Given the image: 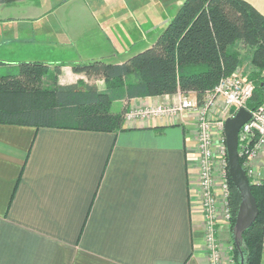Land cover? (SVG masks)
Here are the masks:
<instances>
[{
    "label": "crops",
    "instance_id": "1",
    "mask_svg": "<svg viewBox=\"0 0 264 264\" xmlns=\"http://www.w3.org/2000/svg\"><path fill=\"white\" fill-rule=\"evenodd\" d=\"M135 1L0 4L1 69L45 62L61 67V85L83 81L103 88L102 78L73 71L103 61L100 51L92 53L94 40L82 36L93 22L100 28L112 24L108 29L119 33L132 10L126 4ZM185 1L147 0L154 17L131 24L140 35L126 36L125 28L120 34L152 46ZM101 31L105 35L106 27ZM180 96L136 99L130 107L172 105ZM125 104L116 102L117 112ZM125 128L111 134L0 125V264H210L195 116L182 113ZM223 227L219 241L230 236Z\"/></svg>",
    "mask_w": 264,
    "mask_h": 264
},
{
    "label": "trees",
    "instance_id": "2",
    "mask_svg": "<svg viewBox=\"0 0 264 264\" xmlns=\"http://www.w3.org/2000/svg\"><path fill=\"white\" fill-rule=\"evenodd\" d=\"M22 0H0L10 6ZM251 50L249 75L255 89L246 109L257 110L264 98V15L245 0H186L154 44L122 64L101 60L76 65V74L103 79V88L79 81L61 85V67L45 62L0 65V125L118 134L126 131L130 102L181 94L198 101L236 73L242 59L235 50ZM125 101L122 111H113ZM242 166L244 161L240 158ZM229 169V167H228ZM230 235L234 264H262L264 184L252 185L259 216L235 241L240 195L229 176Z\"/></svg>",
    "mask_w": 264,
    "mask_h": 264
},
{
    "label": "built area",
    "instance_id": "3",
    "mask_svg": "<svg viewBox=\"0 0 264 264\" xmlns=\"http://www.w3.org/2000/svg\"><path fill=\"white\" fill-rule=\"evenodd\" d=\"M254 89L253 82L249 78L243 77L238 70L232 76L223 79L214 91L205 94L200 102L197 98L181 95L179 100L171 106L159 104L151 108L132 109L126 115V121L140 119L157 120L182 113H189L195 116L199 151L197 184L206 234L205 249L210 264H226V260H228L227 255L218 243L217 233L221 223L231 219L229 209L222 212V207L219 204L221 201L225 202L226 205L230 202V175L228 162L226 161L224 168L219 173L214 168V146L211 133L213 126L212 111L218 102L221 101L226 114L230 112L236 114L239 109L246 108L248 101L253 96ZM223 143H226V139ZM263 153L264 98L261 106L252 112L251 120L242 127L239 134V155L244 161L243 168L246 170L249 179L254 174L252 169L256 167L255 159ZM258 176L261 178L260 173Z\"/></svg>",
    "mask_w": 264,
    "mask_h": 264
},
{
    "label": "rangeland",
    "instance_id": "4",
    "mask_svg": "<svg viewBox=\"0 0 264 264\" xmlns=\"http://www.w3.org/2000/svg\"><path fill=\"white\" fill-rule=\"evenodd\" d=\"M245 1L250 3L262 15H264V0H245ZM135 2L136 3H134L130 6L128 4H126V6L128 7V10H130V9H132V10L129 13H125L126 14L125 16L127 18L124 21L127 22V26L125 28V26L121 25L119 33H118V31L109 30L110 26L112 27V24L111 25H109V24L103 25V23H101V28H100L97 23L93 22L94 25H93L92 31L86 32L85 36H82L83 38L85 37V39L88 38V39L96 41V42L93 41V45H95V50L92 51V53H94L96 51H100V54L102 55V58H103V62L112 63V64L121 63V62H124V60L128 57L129 54H131L133 52H137L138 50L143 51V50H146L147 48L151 47V45L148 47H145L147 44L146 45L142 44V42H140L139 40L124 39L125 36L120 34V33H124L123 29L125 28L126 36L132 34V36L135 35V37H138L140 35V33H138V29L131 30V24H133L134 21H135V23H134L135 26L137 25L136 24L137 21L140 24H145L151 20V17H154V15L149 12L152 9H153V12H155L154 6L150 3H148L147 0H137ZM132 7H134V8H132ZM146 10H148V12ZM146 17L148 19H146ZM113 19H115V17H113ZM97 26H98V28H97ZM103 26L106 27V34L105 35L101 31ZM70 27H64V28H66L68 30L67 32L71 33V30L68 29ZM132 27L134 28V26H132ZM120 31H122V32H120ZM48 34L53 35V32L48 31ZM76 34H77V32H76ZM76 34L70 35V38L71 37L75 38ZM235 50L237 51V53L240 55V57L242 59V65L239 69V72L243 77L249 78L250 73H252V71L254 70L253 66L251 65V50L248 48H245L241 45L236 46ZM14 64H17V66H18V63H14ZM84 75H86V74H84ZM87 77L88 78L89 77L90 78H97L95 76H87ZM95 85H98V84H95ZM190 97L191 98H198L197 96H190ZM201 101H202V99H201ZM154 106H157V105L135 107V108H131V110L132 109L137 110V109L151 108ZM165 106H171V105H165ZM113 111L114 112L117 111L116 106H114ZM234 115H235L234 112H232V113L230 112L229 114H226L224 112L221 101L218 102L215 109L212 111L213 126H212V132L211 133H212V141H213V146H214V149H213L214 150V168H215V171H217L218 173H219V171H221L224 168L225 161L228 162L226 143H223V141L225 140L224 124H225V121L227 120V118L233 117ZM168 118H170V117H168ZM161 119H166V118H161ZM146 120H154V119H140V120H135V121L134 120L126 121V119H125V123L126 124H132V123H135L138 121L142 122V121H146ZM255 161H256L255 162L256 167H255V169L254 168L252 169L254 171V174H253L252 178H250V179H251V185H257L258 186V185L264 184V181H263L264 170L260 169V167H261L260 165L264 164V153L261 156L257 157L255 159ZM259 173L261 174V178H259V176H258ZM219 204L222 207V212H225L226 209H229V211L231 213V200L228 203V205H226V203L223 201H221ZM222 224H225V227H223V228L227 229L229 231V235H230V229H229L230 221H227L225 223L222 222ZM217 240H218V238H217ZM218 243L222 247L223 252L228 257V260H226V264H234V261H233L234 244H233L231 235L229 236V238L224 236L223 240H220V241L218 240ZM263 244H264V238H263ZM263 254H264V252H263Z\"/></svg>",
    "mask_w": 264,
    "mask_h": 264
},
{
    "label": "water",
    "instance_id": "5",
    "mask_svg": "<svg viewBox=\"0 0 264 264\" xmlns=\"http://www.w3.org/2000/svg\"><path fill=\"white\" fill-rule=\"evenodd\" d=\"M252 118V112L241 108L226 120L224 134L227 147L229 175L240 195V205L235 224V241L239 244L245 231L250 229L259 216V208L252 192V185L246 170L240 162L239 134L242 127Z\"/></svg>",
    "mask_w": 264,
    "mask_h": 264
}]
</instances>
